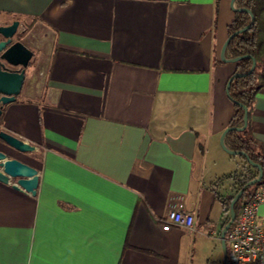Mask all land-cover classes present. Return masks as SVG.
I'll use <instances>...</instances> for the list:
<instances>
[{
    "label": "crops",
    "instance_id": "crops-1",
    "mask_svg": "<svg viewBox=\"0 0 264 264\" xmlns=\"http://www.w3.org/2000/svg\"><path fill=\"white\" fill-rule=\"evenodd\" d=\"M234 18L231 0H0L41 63L0 116L40 178L36 195L0 182V264H186L195 234L220 243L241 164L220 145ZM250 125L264 144V84ZM177 201L194 231L162 229Z\"/></svg>",
    "mask_w": 264,
    "mask_h": 264
},
{
    "label": "water",
    "instance_id": "water-1",
    "mask_svg": "<svg viewBox=\"0 0 264 264\" xmlns=\"http://www.w3.org/2000/svg\"><path fill=\"white\" fill-rule=\"evenodd\" d=\"M231 7L235 12H246L251 17V22L243 28L233 32L228 36L220 51V58L223 62L236 63L243 58H250L252 65L247 73H234L227 83V93L234 78L243 77L251 74L256 67V60L252 55H242L233 58L227 57V47L231 40L238 34L248 30L255 21L254 14L250 9L237 7L236 0H231ZM20 27V22L14 20L8 25H0V116L4 105L15 102L17 96L21 93L25 79L26 68L33 57V51L21 41H14ZM244 108L243 125L227 127L220 138L221 147L231 155H244L253 167L259 169L257 177L248 181L232 198L229 204V220L220 232L221 247L224 253L223 264L226 263V241L225 235L236 218V204L241 199L248 186L259 183L263 178V169L260 164L250 160L249 156L241 150L230 149L225 142L226 134L232 130L243 131L248 125V107ZM0 182L9 184L12 181L13 188L24 190L32 195H36L39 185V171L32 165L25 163L18 158L10 157L9 152L18 151L21 153H30L36 150V147L4 130L0 131Z\"/></svg>",
    "mask_w": 264,
    "mask_h": 264
},
{
    "label": "trees",
    "instance_id": "trees-1",
    "mask_svg": "<svg viewBox=\"0 0 264 264\" xmlns=\"http://www.w3.org/2000/svg\"><path fill=\"white\" fill-rule=\"evenodd\" d=\"M236 6L250 9L254 14L255 21L248 30L238 34L231 40L227 47L226 55L229 58L247 54L252 55L256 60V67L251 74L234 78L230 85L228 96L234 104V115L228 127L243 125L244 108L241 104L248 107V125L243 131L232 130L228 132L225 142L230 149L245 152L250 160L260 164L263 169L262 180L259 183L248 186L241 199L237 202L235 206L237 214L241 204L264 185V144L255 138L250 125V113L255 95L264 84V0H236ZM250 22L251 17L248 13L235 12V18L228 26L229 35ZM251 65L252 60L250 58H243L237 62L235 73H247ZM239 156L241 159L240 170H236L229 175L236 186L235 194L248 181L257 177L259 173V169L253 167L244 155ZM233 196L230 197L229 203L222 199L226 214L224 225L229 220V204Z\"/></svg>",
    "mask_w": 264,
    "mask_h": 264
},
{
    "label": "built area",
    "instance_id": "built-area-1",
    "mask_svg": "<svg viewBox=\"0 0 264 264\" xmlns=\"http://www.w3.org/2000/svg\"><path fill=\"white\" fill-rule=\"evenodd\" d=\"M263 202L264 186H261L241 204L225 235L229 248L225 264H264V217H259L258 214ZM162 222L164 231L173 227L183 228L188 232L196 229L194 214L186 211L181 201H177L169 209Z\"/></svg>",
    "mask_w": 264,
    "mask_h": 264
},
{
    "label": "rangeland",
    "instance_id": "rangeland-1",
    "mask_svg": "<svg viewBox=\"0 0 264 264\" xmlns=\"http://www.w3.org/2000/svg\"><path fill=\"white\" fill-rule=\"evenodd\" d=\"M14 41H21L24 43L27 41V37L25 35V30L19 27L16 35L14 36ZM28 47V46H27ZM29 48V47H28ZM33 51V57L30 60L28 67L26 68V79L22 88V91L19 95H22L23 91L27 88L33 86L35 82L40 79V70L41 63L38 59V55L36 50L31 49ZM235 67L237 62L234 63ZM227 153V152H226ZM234 160V165L237 167L238 162L240 160V156L231 155ZM25 160L28 162L35 163L38 160L37 155L30 153H26ZM238 161V162H237ZM216 234L210 230L209 233L205 232V235L195 234L192 237L193 244L190 245L189 251L188 249L185 251V261L186 264H214L216 260H218L221 256V241L220 243L214 238Z\"/></svg>",
    "mask_w": 264,
    "mask_h": 264
},
{
    "label": "flooded vegetation",
    "instance_id": "flooded-vegetation-1",
    "mask_svg": "<svg viewBox=\"0 0 264 264\" xmlns=\"http://www.w3.org/2000/svg\"><path fill=\"white\" fill-rule=\"evenodd\" d=\"M228 253H229V248H228V245L226 244V257H228ZM223 259H224V253H223L222 247H221V256L218 260H216V262L214 264H223Z\"/></svg>",
    "mask_w": 264,
    "mask_h": 264
}]
</instances>
